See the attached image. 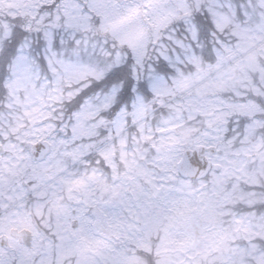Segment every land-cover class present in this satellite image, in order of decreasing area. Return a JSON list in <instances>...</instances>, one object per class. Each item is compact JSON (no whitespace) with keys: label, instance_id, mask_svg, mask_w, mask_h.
<instances>
[{"label":"snow or ice","instance_id":"6c2138e0","mask_svg":"<svg viewBox=\"0 0 264 264\" xmlns=\"http://www.w3.org/2000/svg\"><path fill=\"white\" fill-rule=\"evenodd\" d=\"M0 264H264V0H0Z\"/></svg>","mask_w":264,"mask_h":264}]
</instances>
